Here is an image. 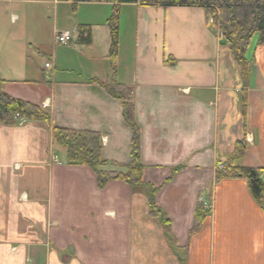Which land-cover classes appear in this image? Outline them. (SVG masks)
Returning <instances> with one entry per match:
<instances>
[{
    "label": "crops",
    "instance_id": "obj_1",
    "mask_svg": "<svg viewBox=\"0 0 264 264\" xmlns=\"http://www.w3.org/2000/svg\"><path fill=\"white\" fill-rule=\"evenodd\" d=\"M33 4L67 7L65 24L56 8L50 50L38 40L48 10H32ZM0 6L16 13L9 29L0 20V78L3 88L23 87L5 93L51 115L50 124L0 125V264H180L184 250L186 264H264V205L246 179L215 183L217 165L246 136L252 143L238 164L261 170L264 183V47L254 40L247 53L255 65L244 131L239 69L210 30L205 11L120 6L115 73L119 83L134 88L142 179L159 190L156 201L170 220L177 255L160 222L149 216L145 190L119 180L99 190L94 173L67 165L65 151L52 140L54 127L99 133L105 161L129 162L132 134L121 103L89 84L112 76L106 21L113 5L73 9L66 0H4ZM126 20L129 49L121 41ZM81 26L91 29L90 45L78 42ZM62 32L72 33L73 41L56 45ZM36 53L51 63L48 71L47 62L38 68L43 78L50 73L48 88L31 80ZM200 199L212 202V213L190 238Z\"/></svg>",
    "mask_w": 264,
    "mask_h": 264
},
{
    "label": "trees",
    "instance_id": "obj_2",
    "mask_svg": "<svg viewBox=\"0 0 264 264\" xmlns=\"http://www.w3.org/2000/svg\"><path fill=\"white\" fill-rule=\"evenodd\" d=\"M66 2L72 3L73 9L81 3L113 5L112 13L106 21L110 36L107 58L112 76L108 82L92 79L89 84L101 88L111 98L121 103L122 118L130 127L132 134L129 162L124 166L105 161L102 157L103 145L99 133L54 127L52 129L53 143L65 151L67 165L85 167L94 173L96 186L99 190H104L113 180H119L134 190H145L149 216L160 222L168 244L174 253L179 255L180 250L173 247L170 220L156 201L159 190L146 185L142 179L144 165L141 160V130L135 119L134 88L119 83L115 73L120 39V6L138 4L142 7L153 8L194 7L203 9L206 13L207 24L210 25V29L218 31L222 35L221 44L228 48L233 62L239 69L242 87L240 111L245 131L248 93L251 88L252 68L255 65V58H248L247 53L254 40L257 41L258 47H264V0H66ZM90 30L88 26L79 27L78 42L80 45L92 43ZM5 83L0 78V125L18 127L22 122L51 123V115L41 106L6 94L3 91ZM247 145L246 137L236 142L230 159L217 165L215 183L226 179H246L251 195L256 202L263 206L264 183L260 176L261 170L238 164L245 156ZM181 169H174L173 172L177 173ZM208 198L210 200L211 197L208 196ZM206 201L208 200L200 199L195 207L190 238L203 230L212 213L211 209L206 207ZM180 253L184 255L180 264H186V251Z\"/></svg>",
    "mask_w": 264,
    "mask_h": 264
},
{
    "label": "rangeland",
    "instance_id": "obj_3",
    "mask_svg": "<svg viewBox=\"0 0 264 264\" xmlns=\"http://www.w3.org/2000/svg\"><path fill=\"white\" fill-rule=\"evenodd\" d=\"M59 2H63L65 0H58ZM29 4H32V3H29ZM59 6L57 7V4L55 5H48V6H42V5H38V4H33V5H30V9L32 10H35V9H41L42 8H47V13L45 14V19H44V16L42 15L41 17V20L39 21V24L41 26V31H42V34H40V37H39V41L40 43L42 42L43 45L47 46L46 48H48L49 50L51 49V44H52V41H51V35H52V30H53V25L56 21V8L58 9V22L62 23V24H65L66 23V15H68V13L65 12V10L67 9L66 6H64L63 4H58ZM28 7V6H27ZM1 8V11H0V20L2 23H4V29H9V27L11 26L9 24V21L11 22V18H12V14L16 15V13H12V11L9 9L8 6H0ZM124 28V33L122 35V42H124L123 45L126 44V48L129 49V45H130V41H131V27L129 25V22L126 20L125 21V26L123 27ZM36 55V56H35ZM34 55V58H39L37 60L32 61L30 64H31V67H32V74H35V75H31V80H36L35 82L36 83H33L34 85H36L35 87L37 88V84H41L42 87L44 88H48V83L50 81L51 78H49L51 75L50 73H47L46 76L43 78L42 76V73L40 72V68L43 66L44 62H48V59L46 56H39L37 55V53ZM64 56V54H63ZM41 62V64H40ZM5 61H4V64H1V65H5ZM39 68V69H38ZM5 70V69H4ZM10 75H8V73H4V78L6 79L7 77L9 78ZM48 77V79H47ZM71 78L73 76H70ZM17 88V89H23L22 86H10V87H5L3 88V91L6 92L7 89L10 90V92H12L11 90L14 89V88ZM58 155V154H57ZM57 157V156H56ZM64 158H65V155H64Z\"/></svg>",
    "mask_w": 264,
    "mask_h": 264
},
{
    "label": "built area",
    "instance_id": "obj_4",
    "mask_svg": "<svg viewBox=\"0 0 264 264\" xmlns=\"http://www.w3.org/2000/svg\"><path fill=\"white\" fill-rule=\"evenodd\" d=\"M71 40V35L69 33H63L57 37V42L59 44H65ZM48 67V65H47Z\"/></svg>",
    "mask_w": 264,
    "mask_h": 264
},
{
    "label": "bare ground",
    "instance_id": "obj_5",
    "mask_svg": "<svg viewBox=\"0 0 264 264\" xmlns=\"http://www.w3.org/2000/svg\"><path fill=\"white\" fill-rule=\"evenodd\" d=\"M205 206V205H204Z\"/></svg>",
    "mask_w": 264,
    "mask_h": 264
}]
</instances>
